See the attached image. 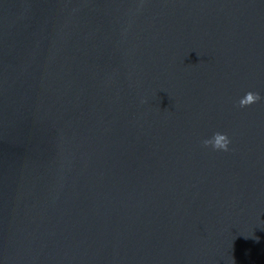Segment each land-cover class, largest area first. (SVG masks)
Masks as SVG:
<instances>
[{
    "label": "water",
    "instance_id": "1",
    "mask_svg": "<svg viewBox=\"0 0 264 264\" xmlns=\"http://www.w3.org/2000/svg\"><path fill=\"white\" fill-rule=\"evenodd\" d=\"M0 264H264V0H0Z\"/></svg>",
    "mask_w": 264,
    "mask_h": 264
},
{
    "label": "clouds",
    "instance_id": "2",
    "mask_svg": "<svg viewBox=\"0 0 264 264\" xmlns=\"http://www.w3.org/2000/svg\"><path fill=\"white\" fill-rule=\"evenodd\" d=\"M260 99V93L257 91L249 90L244 96L240 97L239 104L241 106L254 103ZM201 143L205 146L210 145L214 149H221L224 151L229 150L231 138L227 133L214 132L211 136H205L202 138Z\"/></svg>",
    "mask_w": 264,
    "mask_h": 264
}]
</instances>
